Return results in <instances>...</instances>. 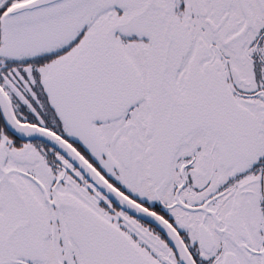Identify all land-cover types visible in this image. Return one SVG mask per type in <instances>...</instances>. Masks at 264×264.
I'll list each match as a JSON object with an SVG mask.
<instances>
[{
    "label": "snow or ice",
    "instance_id": "obj_1",
    "mask_svg": "<svg viewBox=\"0 0 264 264\" xmlns=\"http://www.w3.org/2000/svg\"><path fill=\"white\" fill-rule=\"evenodd\" d=\"M0 264H264V0H0Z\"/></svg>",
    "mask_w": 264,
    "mask_h": 264
}]
</instances>
